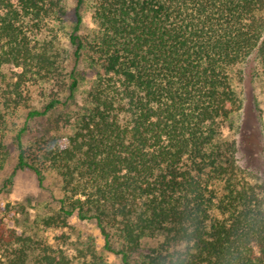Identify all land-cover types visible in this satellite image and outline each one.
Returning <instances> with one entry per match:
<instances>
[{"label": "trees", "instance_id": "trees-1", "mask_svg": "<svg viewBox=\"0 0 264 264\" xmlns=\"http://www.w3.org/2000/svg\"><path fill=\"white\" fill-rule=\"evenodd\" d=\"M90 6L93 29L71 41L96 77L76 102L73 70L68 98L52 95L40 110L30 85L59 83L52 40L41 36L61 19L62 0H0V171L14 132L15 171H33L42 185L52 170L61 184L50 214L7 205L0 264H109L108 254L121 264H264V183L250 180L222 137L243 105L244 67L255 63L264 78V0ZM57 110L56 134L25 147L28 122ZM53 227L75 236L68 248L42 237Z\"/></svg>", "mask_w": 264, "mask_h": 264}, {"label": "rangeland", "instance_id": "rangeland-1", "mask_svg": "<svg viewBox=\"0 0 264 264\" xmlns=\"http://www.w3.org/2000/svg\"><path fill=\"white\" fill-rule=\"evenodd\" d=\"M93 0H83L79 13L81 25L74 31L77 22V0H62L63 14L59 21L51 23L43 32L42 38L52 40L53 49L61 67L57 80L49 82H36L30 85V104L35 109L42 110L52 95L58 94L62 101L69 96V85L72 80L71 73L75 70L78 87L75 90V101L81 102L96 77V70L90 66L85 52L80 58L75 57L76 45L71 41L73 34L81 38L88 35L93 29L91 3ZM256 64L251 62L244 67V79L237 82V90L243 101L242 108L231 115L224 124L222 137L235 143L236 159L239 166L247 172L250 180L255 183H264V78L258 76ZM73 108V107H71ZM26 110H20L14 118L18 130L26 119ZM62 110L53 112L48 117L28 122L31 128L23 136L25 147L34 141V137L44 132L49 135L56 134L55 121L59 119ZM12 130V131H13ZM14 132H9L5 139L8 149V158L0 171V218L8 204H24L32 218L36 215L50 214L58 208L61 197V184L52 170H45L42 185L36 175L29 169L15 171L17 165V144ZM25 216L21 215V219ZM42 237L54 246L68 248L75 236L68 229L48 228L41 232ZM109 264H121L120 259L108 254Z\"/></svg>", "mask_w": 264, "mask_h": 264}]
</instances>
